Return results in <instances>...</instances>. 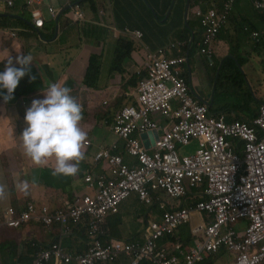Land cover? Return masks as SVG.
Segmentation results:
<instances>
[{
    "label": "built area",
    "instance_id": "1",
    "mask_svg": "<svg viewBox=\"0 0 264 264\" xmlns=\"http://www.w3.org/2000/svg\"><path fill=\"white\" fill-rule=\"evenodd\" d=\"M17 1L33 8V23L37 28L44 27L42 7L45 0H0V11L12 9ZM233 0L225 4L222 11H197L196 16L205 28L201 53L212 54V44L222 25L227 21ZM256 5L264 9V0H256ZM75 22L84 20L79 5H75ZM55 18L57 11L49 8ZM135 40H141V31H129ZM13 37L16 33L11 34ZM256 35V34H255ZM257 36V35H256ZM149 69L140 82L137 105L125 106L116 115L113 127L119 139L125 141V150L139 158L141 166L130 169L125 166L120 155L112 154L118 149L114 144L111 150H104L97 160L108 165L110 179L114 182H99L100 188L83 194L76 203L63 206L69 217L57 209L42 208L41 204L29 202L26 209L11 215L6 224L20 227L35 223L50 227L60 225L58 242L40 249V243L32 241L37 250L34 264H107L128 255L135 259L149 260L158 264H197L203 260L206 252H216L220 247L239 254L236 264H260L264 261V104L260 107V117L256 127L248 125H229L223 120L212 117L208 108L200 104L191 94L188 82L183 76L185 59H167L163 50L148 56ZM176 105V109L173 106ZM172 113L174 118L162 117ZM161 126V127H159ZM163 130L164 135L158 143V152L149 155L136 139L137 135L148 131ZM231 138V139H230ZM198 142V149L183 159L176 143L190 144ZM229 140L244 143V158L238 157L231 148ZM207 177L206 200L190 209L171 210L161 220L150 224L146 243L128 245L111 240L103 243L106 217L116 214L120 201L130 191L139 192L142 199L149 202L147 186L162 188L172 198H181L186 190L196 187ZM104 180L105 178L102 177ZM93 184L92 177L86 178ZM96 188V187H95ZM211 217L207 225H200L195 234L203 233V243L186 256L185 262L177 258H163L164 250L155 252L154 241L175 235L177 229L187 224L195 215ZM246 220L244 233L238 235L234 225ZM86 227L87 248L82 253L69 254L62 246L65 235L72 227ZM177 249L180 245H176Z\"/></svg>",
    "mask_w": 264,
    "mask_h": 264
},
{
    "label": "crops",
    "instance_id": "2",
    "mask_svg": "<svg viewBox=\"0 0 264 264\" xmlns=\"http://www.w3.org/2000/svg\"><path fill=\"white\" fill-rule=\"evenodd\" d=\"M195 2V0H192L191 4V0H79L75 3L80 5L85 17L84 21L80 23L73 22V15L76 9L69 0H65L64 4H58L56 8L53 4L48 3L57 9L58 16L56 20L46 18V26L41 30V35H45L46 40L39 38L38 34L30 26L16 22L12 18L9 21V25L12 24L10 28L17 30L20 37L13 39L9 34L4 33L0 27V44L2 49H4L2 54L5 56L6 53L9 55L18 50L27 51L30 60H22L19 65L28 64L35 67V70L41 74L42 81H52L54 84L59 81H64V83L66 81H84L91 57L93 55L100 56L101 70L97 80L99 89L92 91L98 94L96 96H100L102 104L105 101L107 102V107H110V104L112 105L110 114L115 115L126 105H136L140 82L134 84L132 81H140L143 78L142 75L145 74L144 70L149 69L148 56L163 50L167 59H188L187 70L188 77H190L188 79L190 92L197 102L209 109L212 117L221 119L229 125H247L246 119H253L257 115L258 106L262 102L260 96H262L261 93L263 92L261 86H264V69L261 67L263 72L257 71L254 78L253 74L250 75L248 73L250 80L255 81L260 94L258 90L256 94H246L245 90L239 95H234L235 102L224 103L215 99L213 96V67L217 64L213 65L212 62L211 65L209 59L199 52L198 41L200 39L198 38H200L201 33L198 26L200 21L195 18V15L198 9L201 10L203 8L199 5L194 6ZM212 9L213 6L210 10ZM207 10H209V7L204 9L205 12ZM16 14L21 16L19 12ZM54 22H56L55 30L52 27ZM237 22L230 21V23H226V29L229 30L231 35L238 33ZM126 29L142 31L143 38L139 41L133 39L131 35L125 32ZM97 38L100 40H96ZM123 39L133 45L130 55L125 57L122 62L115 61L117 46L119 41ZM249 39L252 40L251 38ZM218 41L221 42V44L216 46L218 50H230V44L226 40L220 37ZM192 46H194V50L191 53L190 49ZM242 51L245 53L243 56L239 54L243 60L240 69L244 70L248 66H255L256 61L254 59L259 61L262 57L264 45L255 54L252 53L253 50L246 49L245 45H243ZM124 52H127V50H124ZM192 58L193 67L191 64ZM201 62H206L207 64L209 62V70L204 66V68H200ZM103 75L104 81H108V85L100 89V81ZM120 84L126 85V87H120ZM102 92L106 93V97H102L99 94ZM118 98H121L123 102H118ZM94 99L96 100L94 102L100 101L95 96ZM173 108L176 109V105ZM173 118V114L168 112L162 117V120L166 123L167 121L165 120ZM242 143V141H238L239 145ZM236 155L243 159V149H240ZM125 158L129 167L136 165V159L130 156ZM56 170L76 176L74 167L69 170H64L63 168ZM38 172L40 171H36L35 174ZM43 174H45L44 171L40 172V176ZM205 184L206 182L204 181L200 182L194 192L183 198L173 200L167 211L192 208L195 205V201L201 199ZM37 187L39 189L33 193L35 197L32 196L31 200H45L42 199L43 191L41 190L44 186L39 185ZM67 188H75V185L71 184ZM49 190L52 194L55 192V190ZM83 191L84 189H82ZM187 204H189V207H187ZM141 210L144 213L145 223L143 222L144 218H140ZM134 212L138 218L135 215L109 218L105 226V239L107 241H141L147 222L159 219L161 215L157 206L148 207L141 202H138L134 207ZM120 213L124 212L120 209ZM113 221L118 222L117 227L114 226ZM210 221L211 217L196 214L187 224H184V226H189L192 244L197 239L204 240L203 233L195 234L194 231L200 225L209 224ZM242 222L243 220H240L236 223L235 229H237L238 235L243 232V229L240 228ZM25 228L28 229V227ZM56 229V227L52 230L36 227V233L28 239L49 243L54 238ZM16 235L20 239V243L17 244L19 254L25 255L24 261H28L34 252L31 248L30 240L28 241L21 231H18ZM46 238H49V241H46ZM72 240L74 242L71 244L70 249H78L80 243L75 241V238ZM172 243L173 241L170 238H164L155 242L154 248L157 252L165 251L169 249ZM21 244H25L22 251ZM229 253L234 255L236 260L235 252L225 247L221 251L206 252L208 259L202 264H217L219 260L223 259V256ZM235 260L230 264H233ZM115 264L130 263L126 259H122ZM140 264L151 263L142 262Z\"/></svg>",
    "mask_w": 264,
    "mask_h": 264
},
{
    "label": "rangeland",
    "instance_id": "3",
    "mask_svg": "<svg viewBox=\"0 0 264 264\" xmlns=\"http://www.w3.org/2000/svg\"><path fill=\"white\" fill-rule=\"evenodd\" d=\"M199 1L205 7L221 4L215 0ZM46 2L53 4L56 8L58 4H64L65 0H46ZM45 15L46 18H51L47 12H45ZM27 18H29V15L25 13V19ZM201 31L199 28L200 33ZM4 33L9 34L10 30L8 29ZM224 34L233 40L231 46H236L237 42L228 29L224 31ZM217 44H221V42L216 41L215 43L213 60L219 63L222 58L231 52L229 51L228 53V50H218ZM243 45L255 50L251 41H244ZM3 50L0 44V70H8L10 66L11 68L20 66L19 64H21L22 60H30L25 50L14 51L9 55L6 53L5 56L2 54ZM244 53L242 51L240 55L243 56ZM197 57L200 58L199 56ZM262 57L264 59V53H262ZM257 60L254 59L256 61L254 67L248 66L244 70H241L243 74L245 73V76H236L231 70L226 74L224 70L219 79L220 65L214 66L213 96L215 99L224 103L235 102L234 95H239L245 90L246 94H256L257 90L260 94L255 81H251L248 75V73L250 75L253 74L254 78L257 71L263 72ZM191 64L193 67V58L191 59ZM208 64L201 62L200 68L205 67L209 70L210 65ZM76 82L80 83L79 87L81 88L79 91L75 90L77 95L73 92L61 94L62 86L65 84L64 81H59L56 84L52 81H44L45 86L48 87L47 90L40 91L29 97H21L14 106L0 103V225L1 222L7 223L11 220V215L7 213L8 209V212L12 211L15 215H18V207L32 201L31 197L34 196L33 193L39 189L37 186L42 185L35 183L34 180H39L40 172H42V169H45L44 167H51L55 170L58 168L69 170L74 167L76 176L73 175L72 183L75 185L76 189H74L77 198L82 196V189H85L87 193L96 190L95 184H89L86 178L89 175L94 180L99 177L96 173L102 171L104 168L102 165H94L95 154L101 147L112 143L116 139L110 130L111 125L108 126L106 119H104L106 116L102 115L107 110H110L112 105L110 104L108 108L103 106L100 96H96L97 93L94 92V89H86L81 85V81ZM107 85L108 81H104L103 75L100 81V89ZM119 86L126 87V85L122 84ZM261 88L263 92L260 98L264 100V86H261ZM93 94L100 101L94 102L96 100ZM99 94L102 97H106L105 92ZM117 101L123 102L121 98H118ZM67 107H70L75 112L72 120L67 118ZM80 113L83 114L79 117ZM94 128L96 129L93 130ZM113 136L115 137L114 139ZM54 142H56V145L53 146ZM179 149L182 154H192L198 149V142L193 140L187 146H179ZM83 166H87L88 168L84 170L82 169ZM88 170L92 173H84ZM36 171L40 172L35 174ZM98 180L107 184L114 182L113 180H104L102 177L98 178ZM42 186H44V188H41L43 191L42 199H45L41 202L42 208L56 209L59 207L60 201H67L66 193L46 187L45 185ZM49 189L55 190V192L52 194ZM138 202L137 196L132 194L127 200L122 202L120 209L123 212H134V207ZM26 207L27 205L24 206V209ZM57 212H62L69 217V212H66L63 207L59 208ZM241 224L245 227L246 221H243ZM36 226H38V223H30L28 229L24 226L25 229L21 231L28 241L30 240L28 238L36 233ZM17 232L0 227V243L2 244L6 241L15 244L20 243L19 236L16 235ZM37 237L39 238V236ZM45 240L49 241V238ZM75 241H78V238ZM73 242L74 240L72 239L64 238L62 246L65 249H69ZM1 255L7 259L8 252H0ZM234 260L235 256L229 253L223 256V259L219 260L217 264H230Z\"/></svg>",
    "mask_w": 264,
    "mask_h": 264
},
{
    "label": "trees",
    "instance_id": "4",
    "mask_svg": "<svg viewBox=\"0 0 264 264\" xmlns=\"http://www.w3.org/2000/svg\"><path fill=\"white\" fill-rule=\"evenodd\" d=\"M69 1L70 3H74L79 0H69ZM215 1L221 4L220 5L213 4V7H216L219 10H221L223 9L224 4L228 2L229 0H215ZM200 3L202 2H199L198 0L195 2L194 6L200 5ZM191 4H192V0H191ZM12 18L16 22L26 25L21 20L20 17L12 16L11 13H4L0 15V27L8 28L10 25H12V24L9 25V21ZM230 21H238L236 24L238 33L233 35L237 44L236 46H231L233 43V40L229 36H226L224 34V31L227 28V26H225L220 32L219 38L221 37L223 40H226L228 44H230L231 47L229 51L231 53L227 55L226 57H224L219 63L220 65L219 79L222 73L224 72V70L226 71V74L229 73L231 70V71H235L234 74L236 76L244 75L240 69V66L243 61L239 56L241 52V47L244 41H251L253 43L254 49H255L252 51L253 54H255L264 45V24H263L264 14L261 11L256 10L254 8L252 0H234V11L230 14L228 18L229 23ZM52 27H53V30H55L56 22L52 23ZM254 34L258 36L254 37ZM42 38L46 40L45 35H42ZM249 38H251L252 40H250ZM96 40L99 41L100 39L97 38ZM132 46H133L132 43H129L127 40L123 39L119 41V45L117 46L115 61L122 62L125 57H129ZM245 47L246 49H251L250 47H247L246 45ZM124 50H127V52H124ZM193 50H194V46H192L190 49L191 53L193 52ZM190 57H191V54H190ZM260 59H261V66L264 69V59L263 57H261ZM112 68H113V65H112ZM100 70H101L100 56L93 55L90 59V63H89L84 81H81V85L86 89H90V88L94 90L99 89L97 80L99 79ZM185 75L188 78V72H186ZM41 77H42L41 74L37 70H35V67H32L31 65H28V64H23L21 66H15L8 70L1 69L0 70V103L2 101H6L9 104H13L21 97H25V96L29 97L40 91L47 90L48 87L45 86L44 82L41 80ZM132 82L136 84L139 81H132ZM79 84L80 83L76 81H66L64 86L61 89V94H68V93L73 92L74 94L77 95L75 90L79 91L81 89L79 87ZM66 111H67V118L72 120L75 112L70 107H67ZM82 114L83 113H80L79 117ZM103 115L107 116L110 119L113 118V114H110V110H107L106 112H104ZM55 144L56 142L53 143V146ZM87 168H88L87 166L82 167V169L84 170H86ZM41 171H44L45 174L40 176L38 181L33 179L35 183L45 185L46 187L54 188L56 190H61L62 192L67 194V201H63V203H61V207L65 206L67 203L73 204L76 202L75 189L67 188L71 184H73L72 183L73 175L66 174V173L59 172V171H54L51 168H45V169H42ZM187 207H189V204H187ZM159 212L161 214L164 213V211L160 209H159ZM113 223L115 227L118 226L117 221H113ZM72 230L75 234L79 235L81 238L83 239L86 238V234L84 233L85 229L81 227L80 225L72 227ZM168 237H174V238H171L172 241L178 240L185 246L192 244V238L189 233L188 225L181 226L175 235L168 236ZM69 239H73V238H69ZM84 245H86L85 240L81 241V244L78 248L77 253L82 252ZM70 248L71 246L69 247V249ZM0 251L1 253L5 251L8 252L7 259L5 260L6 264H25L29 262V259L28 261H24L25 255L18 254L17 252L18 245L15 243L5 242L1 244ZM199 264H202V263H199Z\"/></svg>",
    "mask_w": 264,
    "mask_h": 264
},
{
    "label": "clouds",
    "instance_id": "5",
    "mask_svg": "<svg viewBox=\"0 0 264 264\" xmlns=\"http://www.w3.org/2000/svg\"><path fill=\"white\" fill-rule=\"evenodd\" d=\"M231 0H229L228 2H230ZM228 2H226L225 4H227ZM238 2V1H237ZM252 2H253V6H254V8L256 9V10H259V11H261L263 14H264V9L263 8H261V7H259V6H257L256 5V0H252ZM225 4H224V7H225ZM75 5H79L78 3H73V7H75ZM80 6V5H79ZM201 8H203V9H198V11H202V12H204L205 13V11H204V9H206V8H208L209 7V10H207V11H210V8L213 6V5H211V6H208V7H205L204 5H203V3H200V5H199ZM50 7H53V6H51V5H49L47 2H46V0L44 1V6L41 8L42 9V13H43V17H44V27L43 28H37L35 25H34V23H33V16H32V11H33V8H31V7H28L26 4H24L22 1H17V3H16V6L14 7V8H12V9H7V10H1L0 11V15L1 14H4V13H11V15L12 16H16V17H20L21 18V20L27 25V23H28V25L27 26H30L31 27V29L33 30V31H35L37 34H38V36H39V38H41V39H43L42 38V35H41V30H43L44 28H45V26H46V15H45V12H47L50 16H51V18L53 19V20H56L57 19V16H58V11H57V9H55L54 7V9H55V11H57V16L54 18L51 14H50V12H49V8ZM72 7V8H73ZM224 7H223V9H224ZM223 9H221V10H219L218 8H216V7H213V9L212 10H216V11H222ZM206 11V12H207ZM234 11V0H233V2H232V5H231V10H230V13H229V15L228 16H230V14L232 13ZM21 13V16H19L18 14H16V13ZM25 13H28L29 14V18H27V19H25V16H24V14ZM24 16V17H23ZM195 18L197 19V20H199L200 22H199V28L202 30L201 31V35H200V41H198V43H199V50H200V53H201V49H202V43H203V41H204V34H205V28L202 26V23H201V20L195 15ZM229 18V17H228ZM84 19H85V17H84ZM84 21V20H83ZM83 21H81V22H83ZM73 22L74 23H80V22H75L74 20H73ZM228 22V19H227V21L222 25V27L220 28V30H219V32L217 33V35H216V37H215V39H214V42H213V44H212V54L210 55V56H207V55H205L208 59H209V61H210V64L212 65V62H213V65H215V63L216 64H219L220 62H221V60L223 59H221L220 61H219V63H217L218 61H214V60H212V55L214 56V54H215V43H216V41H218L219 40V34H220V32L222 31V29L226 26V23ZM11 27V25L8 27V28H2L1 30L2 31H6V30H10V33H9V35H10V37L11 38H17V37H20L19 36V33H18V31L17 30H15V29H12V28H10ZM126 30H128V29H126ZM126 30H125V32H126ZM129 31H131V30H129ZM135 31H140V30H135ZM16 33V36L15 37H13L11 34L12 33ZM132 32V31H131ZM142 32V31H141ZM143 33V32H142ZM21 35H22V33H21ZM258 36V35H257ZM255 34H254V37H257ZM134 39V38H133ZM228 53H229V50L227 51ZM202 54V53H201ZM202 55H204V54H202ZM226 57V56H225ZM147 62H148V59H147ZM259 63H260V66H261V59H259ZM224 66V65H223ZM187 67H188V59H185V63H184V65H183V76L186 78V80H187V82L189 81L188 79H190V77H186V72H188V70H187ZM262 67V66H261ZM229 70H230V68H229ZM145 71V74H143L142 76H143V78L139 81V82H141L145 77H146V75H147V70H144ZM233 72H235V71H233ZM141 76V77H142ZM44 82V81H43ZM188 85H189V83H188ZM25 97H28V96H25ZM18 101V100H17ZM17 101L15 102V103H13V104H9V103H7L6 101H2V103H6L7 105H10V106H13V105H15L16 103H17ZM262 102H260V104H259V106H258V113H257V115L253 118V119H250V118H247L246 120H247V125L249 126V127H252V128H254V127H256V121L259 119V117H260V113H259V111H260V107H261V105L262 104H264V100L262 99L261 100ZM103 106H106L107 107V102H103V104H102ZM136 105H137V103H136ZM126 106H130V105H126ZM125 107V106H124ZM123 107V108H124ZM108 108V107H107ZM209 110V109H208ZM119 113V112H118ZM118 113H116L115 115H113V118L112 119H110V118H108L107 116L106 117H104V119H106V123L108 124V126H110V130H111V132L114 134V136L116 137V139H115V141L114 142H112V143H110V144H107V145H105V146H103V147H101L97 152H96V154H95V157H94V162H95V166H99V165H102L103 166V170L102 171H100V172H98V173H96L97 174V176H99L98 178H100V177H104L105 178V180H111L110 178V175H109V172H108V165H107V163H106V161H104V160H97V156H98V154L100 153V152H102V151H104V150H111L112 149V146L114 145V144H116L117 146H118V149H116V150H111V153L112 154H117V155H120L121 157H122V159H123V163H124V165L125 166H127V167H129L127 164H126V156H130V157H132V158H134V159H136L137 160V163H136V165H134V166H131V167H129L130 169H137V168H139L140 166H141V163H140V160H139V158L138 157H136V156H133V155H131L130 153H128L126 150H125V141L124 140H121V139H119L118 138V136L114 133V130H113V127H114V124H115V118H116V115L118 114ZM103 115V114H102ZM163 122V120L162 121H159V123H162ZM159 127H161V126H159ZM148 133H151V135H148L147 136V138H146V140L148 141V143H149V146H146L145 145V139H143L142 138V135L143 134H141V135H137L138 136V138H137V136H136V139L137 140H139L140 142H141V144L143 145V148H144V150L147 152V154H149V155H154L155 153H157L158 152V143L161 141V139H162V137H163V135H164V131L163 130H154V131H148V132H145L144 134H148ZM231 139V138H230ZM230 141V140H229ZM230 143H231V148H232V150H233V152L236 154L240 149H243V152H244V143H242L241 145H239L238 144V141H230ZM56 145V144H55ZM187 145H189V144H187ZM186 144H184V143H176V146L178 147V149H179V146H187ZM179 154H180V156L182 157V159L185 157V156H191V155H193V153L192 154H182L181 152H180V149H179ZM244 158V157H243ZM45 168H51V167H45ZM52 170H54V171H59V170H55V169H53V168H51ZM59 172H62V171H59ZM84 173H92L90 170H88V171H85ZM98 178L96 179V180H94V179H92L93 180V183L95 184V187H96V189L98 190L99 188H100V186H99V180H98ZM203 181L204 182H206V184H205V188H204V190H203V192H202V194H201V199H197L196 201H195V205L194 206H196L199 202H201V201H204V200H206L207 199V197L205 196V189H206V187L208 186V180H207V177H204V179H203ZM202 181V182H203ZM107 184V183H106ZM199 185V184H198ZM198 185H196V187H193V188H189L188 190H186V195L185 196H187V195H189L190 193H192V192H194L195 190H196V188L198 187ZM147 188H148V192H149V202H147V200H144V199H142L141 198V196H140V194H139V192H137V191H130L129 192V194L124 198V199H122L121 201H120V205L122 204V202L123 201H125V200H127L132 194H135L136 196H137V198H138V200H139V202H141V203H143L144 205H146V206H148V207H155V206H157L158 207V209H160V210H163L164 211V213L163 214H161L160 215V218L159 219H156V220H151V221H148L147 222V225H146V227H145V229H144V231H143V233H142V240L141 241H138V240H116V241H121V242H124V243H126V244H128V245H140V246H142V245H144L145 243H146V234H147V231H148V228H149V226H150V224H152V223H154L155 221H158V220H161L162 219V217L164 216V214L166 213V212H169V211H167V208L171 205V203L173 202V200H176V199H180V198H172L170 195H168V193L166 192V191H164L162 188H157V189H152L150 186H147ZM87 193V191L84 189V191L82 192V195L83 194H86ZM185 196H183V197H185ZM183 197H181V198H183ZM78 200H80V198H77L76 197V202L78 201ZM29 202H33V203H37V204H41V202L42 201H39V200H32V201H29ZM29 202H26L25 204H22L21 206H19L18 208H19V210H23L24 209V206L27 204V203H29ZM75 202V203H76ZM61 203H63L62 201H60L59 202V207H61ZM74 204V203H73ZM120 205H119V207H118V212L116 213V214H113V215H109V216H107L106 217V221H105V225L103 226V228H104V234L101 236V239H102V241H103V243H107V242H109V241H107L106 239H105V226H106V223H107V221H108V219L109 218H112V217H115V216H120V217H123V216H133V215H135L136 216V214H135V212H124V213H120ZM193 206V207H194ZM58 207V208H59ZM57 209V208H56ZM52 210H54V209H52ZM171 211V210H170ZM137 217V216H136ZM144 218V213L142 212V210H141V214H140V218ZM138 218V217H137ZM243 221H246V220H243ZM143 222L145 223V218H144V220H143ZM247 223V222H246ZM24 226H26V227H28L29 226V224L27 223V224H23L22 226H20V227H17V228H14V227H10V226H8L6 223H2L1 222V225H0V227H2V228H5V229H10L11 231L13 230H18V231H22V230H24L23 228H24ZM81 227H83L82 225H80ZM183 226V225H182ZM36 227H40V228H46V229H54L55 227L57 228L56 229V233H55V235H54V238L52 239V241L51 242H49V243H45V242H42V241H38V240H34V239H30V244H32V241H37V242H39L40 243V249H44V248H47V247H49L51 244H53V243H55V242H58V238H59V235H60V225L59 224H54L53 225V227L52 226H50V227H47V226H43V225H39L38 224V226H36ZM181 227V226H180ZM179 227V228H180ZM235 227H236V224L234 225V230L236 231L237 229H235ZM84 229H85V231H84V233L86 234V227L84 226L83 227ZM179 228L177 229V231L179 230ZM241 229H243V232L242 233H244V231H245V228L246 227H243V226H241L240 227ZM239 228V229H240ZM176 231V232H177ZM15 232V231H14ZM176 234V233H175ZM87 235V234H86ZM64 238H78V243H80L81 244V241H83V238H81L79 235H77V234H75L74 232H73V230L71 231V233L70 234H68V235H65L64 237H63V239ZM164 238H174V237H168V236H166V237H164ZM164 238H161V239H159V240H157V241H160V240H162V239H164ZM86 242H87V238H85L84 239ZM63 241V240H62ZM111 241V240H110ZM157 241H154V243L155 242H157ZM172 241V240H171ZM6 242H10V241H6ZM198 243H203V240L202 239H197V240H195V242L193 243V244H191V245H188V246H185V245H183L180 241H173V243H172V245L169 247V249L168 250H165L164 252V257L163 258H169V259H171V258H177L178 260H179V262L180 263H184L185 262V259H186V256L189 254V253H191L192 252V250L193 249H196L197 248V244ZM3 244V243H2ZM24 245L25 244H21L20 245V247H21V251H22V249H23V247H24ZM176 245H180V248L179 249H177V247H176ZM0 247H1V245H0ZM31 247H32V245H31ZM33 248V247H32ZM86 248H87V245H85V247L82 249V252H84L85 250H86ZM225 248V246H222V247H220L218 250L219 251H221L222 249H224ZM33 253L31 254V256L29 257V262L28 263H25V264H34V262H35V254H36V252H37V250L35 249V248H33ZM65 251L67 252V253H69V254H73V255H75L77 252H78V249H74V250H71V249H65ZM1 252V251H0ZM18 252V254H19V250L17 251ZM81 252V253H82ZM155 252L157 253V251L155 250ZM19 255H23V254H19ZM235 255H236V260H235V262L233 263V264H236L237 263V261H238V257H239V254L238 253H236L235 252ZM122 259H126L130 264H133L134 262H135V259L134 258H132V257H130V256H128V255H125V256H121L117 261H115V262H112V263H107V264H115L116 262H119L120 260H122ZM208 259V257L206 256V253L203 255V260L202 261H200V262H198L197 264H199V263H203L204 261H206ZM0 260H1V264H6L5 263V258L3 257V256H1L0 257ZM142 262H148V263H151V264H158V263H154V262H152V261H149V260H140L137 264H140V263H142ZM264 263V261L262 262V263H260V264H263ZM72 264H76V263H72ZM98 264H102V263H98Z\"/></svg>",
    "mask_w": 264,
    "mask_h": 264
},
{
    "label": "water",
    "instance_id": "6",
    "mask_svg": "<svg viewBox=\"0 0 264 264\" xmlns=\"http://www.w3.org/2000/svg\"><path fill=\"white\" fill-rule=\"evenodd\" d=\"M148 135H151V133L143 134V135H142V138L145 139V145H146V146H149V143H148V141L146 140V138H147Z\"/></svg>",
    "mask_w": 264,
    "mask_h": 264
}]
</instances>
